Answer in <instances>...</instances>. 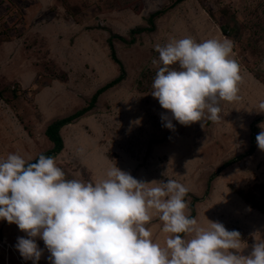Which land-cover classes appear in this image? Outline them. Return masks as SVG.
I'll use <instances>...</instances> for the list:
<instances>
[{"label":"rangeland","instance_id":"374dc122","mask_svg":"<svg viewBox=\"0 0 264 264\" xmlns=\"http://www.w3.org/2000/svg\"><path fill=\"white\" fill-rule=\"evenodd\" d=\"M0 0V160L18 153L29 162L53 149L45 135L53 122L87 108L95 93L120 76L125 80L100 96L95 108L61 131L64 151L56 158L66 179L97 181L115 164L145 182L174 179L195 199L198 224L221 222L237 230L240 251L264 241V151L256 136L264 124V0ZM156 12L155 31L149 18ZM222 28L227 30L224 35ZM191 37L197 43L227 38L241 67L238 102H220L218 123L190 126L172 120L151 96L159 59L157 44ZM139 121V123H137ZM241 161L210 179L227 162ZM191 215V209H190ZM153 240L165 246L154 213ZM26 234L0 220V264H32L15 248ZM184 238H190L185 235ZM37 264H49L50 253Z\"/></svg>","mask_w":264,"mask_h":264},{"label":"clouds","instance_id":"9594fccd","mask_svg":"<svg viewBox=\"0 0 264 264\" xmlns=\"http://www.w3.org/2000/svg\"><path fill=\"white\" fill-rule=\"evenodd\" d=\"M233 47L227 38L197 43L191 37L155 46L151 96L167 110L164 127L174 130L172 120L218 123L220 102L241 99ZM258 108L264 112V101ZM259 127L256 141L264 151V124ZM30 159L9 153L0 160V220L26 234L15 248L32 264L44 254L37 238L50 253L49 264H264V241L243 255L239 231L209 220V228L199 226L185 199L189 190L177 180L145 182L115 164L101 180L66 179L54 157ZM154 213L168 234L165 246L146 227Z\"/></svg>","mask_w":264,"mask_h":264},{"label":"trees","instance_id":"16d2710c","mask_svg":"<svg viewBox=\"0 0 264 264\" xmlns=\"http://www.w3.org/2000/svg\"><path fill=\"white\" fill-rule=\"evenodd\" d=\"M184 1L185 0H177V2L175 4H180ZM162 14H163V12H156L155 14L150 16V18H149V23L151 25L150 29H143V30L140 29V30L134 31L133 34H142V33H146V32H150V33L154 32L155 31V25H154L155 19L159 18ZM222 31H223L224 35H227L228 32L225 28H222ZM110 49H111L112 60L117 65L120 66V71H121L120 76L117 77V79L115 81H113L112 83L105 85V87L99 89L95 93V95L92 97L91 102L87 108L77 112L76 114H74L68 118L55 121L51 125L48 126V128L46 129L45 135L47 136L48 140L53 144V149L48 151V152L43 153V155L49 156V157H54L56 159L64 151V148H65L64 141L60 135L61 131L65 127L72 125L74 122L78 121L79 119H81L85 115H87L89 112H91L95 108L100 96H102L105 92L109 91L110 89L114 88L115 86L121 84L125 80V77H126L125 70L123 68V65L121 64V62L117 58L116 51L114 49L112 42H110ZM38 158L36 160H38ZM36 160L31 162V163L36 162ZM241 160L242 159L240 157L238 159H235L233 161H230V162H227L226 164H224L218 170V172L211 177L206 194L210 195L209 193H210L211 183L216 179L217 176H219L225 169H227V168L231 167L232 165L240 162ZM199 202L200 201L198 199H195L193 204L190 206L191 216L194 218L196 215L195 204H197Z\"/></svg>","mask_w":264,"mask_h":264}]
</instances>
